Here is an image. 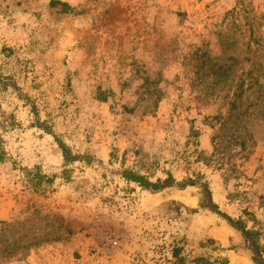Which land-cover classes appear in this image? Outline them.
<instances>
[{
	"label": "rangeland",
	"instance_id": "374dc122",
	"mask_svg": "<svg viewBox=\"0 0 264 264\" xmlns=\"http://www.w3.org/2000/svg\"><path fill=\"white\" fill-rule=\"evenodd\" d=\"M173 247L264 264V0H0V264Z\"/></svg>",
	"mask_w": 264,
	"mask_h": 264
},
{
	"label": "trees",
	"instance_id": "16d2710c",
	"mask_svg": "<svg viewBox=\"0 0 264 264\" xmlns=\"http://www.w3.org/2000/svg\"><path fill=\"white\" fill-rule=\"evenodd\" d=\"M229 121H230V117L222 118L221 119V122L219 123L220 130L226 129V126L229 123ZM235 123L232 122V124H235ZM216 137L217 138H220L221 136L217 133V136ZM230 139H232V141L234 142V144H236L237 146H241L242 147L244 145V143H245L244 140L238 141L237 140V137H233V138H230ZM218 140H219V142L215 143V145L220 146L222 144V142H221L222 139L221 140L218 139ZM59 148L62 151L64 161L66 163L70 162V157L67 156L68 155L67 154V151H68L67 148L62 143H59ZM129 176H130V178H127L128 180H131V181L139 184L141 187L150 188V189H152V188H154V189L158 188L159 189V188H163L164 186L171 185V184L176 185V186H179V187H182V188H184L187 185L188 186H193L194 185V181L191 180L190 178L189 179H186L183 182L177 183V182H175L174 179H172L171 177H169L168 179H166L164 181L157 180L156 183H153L152 184V183H150L148 181H144V179L141 176H137V175H134V174H130ZM206 192L208 194V191H206ZM210 209L211 210H215L217 208H216L215 205H212V206H210ZM242 234L245 236L246 239H248V236L250 235V232H247L245 230H242ZM179 252H180V249L179 248L173 247V254H172V256H173V264H185L186 258L185 257H182ZM192 262L194 264H228V260L226 258H218L213 263L212 262H209V261H207V260H205L203 258H194L192 260Z\"/></svg>",
	"mask_w": 264,
	"mask_h": 264
}]
</instances>
